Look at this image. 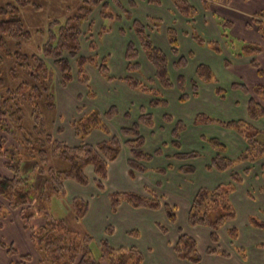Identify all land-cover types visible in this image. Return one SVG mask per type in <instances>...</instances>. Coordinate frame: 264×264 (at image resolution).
Segmentation results:
<instances>
[{
	"label": "trees",
	"instance_id": "1",
	"mask_svg": "<svg viewBox=\"0 0 264 264\" xmlns=\"http://www.w3.org/2000/svg\"><path fill=\"white\" fill-rule=\"evenodd\" d=\"M82 4L75 10V13L68 17L63 23L52 21L48 24L46 32L39 31L41 36L46 37V41L39 47L37 54H23L19 49L12 50L10 41H15L18 48L22 42L30 40L31 33L23 26L20 10L25 6L34 5L30 0H0V158L4 160V168L10 173L6 177L0 175V199L6 203L7 210L15 212L23 230L29 234L30 243L41 255L39 264H143V253L134 246L112 247L106 238L95 243L91 234L76 228L71 229L65 219L54 216L51 212V202L55 198H66L65 181L70 180L81 186H88L86 169L92 168L96 189L102 193L105 190V182L108 177V166L110 162L116 161L121 154L122 147L128 148L130 157L128 160V170L130 178L136 174H145L148 167L145 165L153 161L156 157L163 155V150L156 149L149 152L145 147V137L141 135L140 129L145 127L153 129L155 127L154 115L147 109L165 108L168 100L163 98L162 92L158 89H178V100L180 103H187L190 98H196L199 94V87L202 84H218L216 75L210 65L198 63L195 68L194 77L186 80L185 76L177 75L175 80L170 76L173 72L184 70L188 67L190 59L194 54H179V42L177 31L169 26L166 31L167 43L170 46V54L174 57V62L170 64L167 54L152 41L151 29L157 30L162 24V20L156 17L146 19L148 25L131 18V9L137 6L139 0H128L123 5L120 0H111V4L116 6L126 20H131V31L135 35V41H128L124 53L127 63L126 75L120 80L129 88L139 93L150 96L148 106L139 109V116L129 127L120 128L122 138L113 135L107 126L109 121L116 118L118 109L110 106L107 110H91L83 117L74 119L70 123L75 138L81 142L78 145L70 146L66 141L62 142L55 138L54 131H48L44 110H56V94L53 90L54 71L59 74V82L62 87H67L72 83L73 76L83 87L90 84L88 68L98 69L100 75L106 81H113L107 67L110 55L99 58L96 54L97 43L93 37H89L88 56H81V40L85 36L83 31L84 22L90 18L94 8L99 5L103 8L107 6V0H82ZM148 4L159 7L160 0H144ZM173 7L183 18L189 21L194 20L197 15V8L189 0H170ZM210 2L228 0H209ZM208 0L203 4L207 9ZM35 6V5H34ZM35 8H38L36 5ZM111 18V20L122 19L121 15L113 13L101 14V19ZM254 21L264 24V13H255ZM109 18V19H110ZM232 22L220 21L218 27L222 31V39L226 37L225 28H231ZM92 26V23L90 24ZM151 25V27H150ZM57 26L56 32L52 28ZM247 26L248 23H247ZM246 26V27H247ZM151 28V29H150ZM119 29L118 33L125 35V31ZM262 32L264 29L259 28ZM189 35L196 45L205 46L212 52L220 55V43L216 41H204L198 32H184V36ZM99 35V39H101ZM262 52L257 45H243L237 58L244 56H255ZM140 53L143 54L151 66L155 69L152 78L140 81L136 78L141 70L138 59ZM6 61H10L12 67L8 70V83L2 77L1 68ZM224 66L229 68L231 64L224 60ZM74 64V66H73ZM250 65L257 68L258 73L264 75V67H260L255 60L250 61ZM171 67V68H170ZM189 83V92L186 87ZM230 90L240 91L244 95L251 94L247 102V120L234 119L220 121L214 117H209L205 113L197 114L192 120L193 125H218L221 128L236 132L246 143L247 148L240 153L236 159L227 155L226 143L216 137L203 138L215 155L206 165L208 171L219 173L229 172L230 180L226 184H219L214 188H199L192 198L191 206L187 212V225L189 227L208 228L210 246L206 253L209 255H219L227 257L228 253L218 247L220 237L218 231L233 222L237 218L234 204L230 199L237 190L238 184L243 182L244 176H248L255 164L261 162L260 172L264 177V130L257 124L264 118V86L257 85L251 91L246 85L233 83ZM226 89H215L218 97H223ZM88 98L95 99L96 94L90 92ZM256 96L260 100H256ZM78 101L82 100V95H78ZM83 108H77L76 113H81ZM124 117L130 119V113L126 112ZM163 123L172 124L171 141L169 143L175 150L172 155H167L168 160L182 163L198 160L202 156L197 151L185 152L182 150L181 137L188 126L182 120L175 121L172 115L166 112L162 116ZM56 125V124H55ZM55 126L53 125V128ZM102 131L107 140L98 142L96 145L85 143L86 137L93 130ZM62 132V130H58ZM12 143H9V141ZM167 147L166 144L162 145ZM58 161L64 165L57 168L51 161ZM236 164L242 166L241 171H236ZM145 165V166H144ZM22 167L26 174H22ZM172 166L156 168L155 173L166 174ZM196 168L191 163L181 165L179 174L189 175L195 173ZM42 179V188L34 185V178ZM149 191V190H147ZM264 191V189H263ZM165 198L149 192V196L132 192H112L108 194L110 212L116 213L121 204L126 203L132 208L158 211L163 209L167 222L173 225L177 222L176 206L164 202ZM73 214L76 226L82 223L89 207L88 201L81 198H73L67 204ZM3 207L0 206V212ZM7 212V211H6ZM41 220V224L36 226V222ZM251 222L258 224L256 218H251ZM164 235L168 230L161 224L155 225ZM256 226V225H255ZM256 226V227H258ZM105 236H111L114 228L110 225L105 228ZM230 243H235L238 238V230L230 227L226 233ZM127 235L136 238L140 234L138 230H130ZM177 239L172 245L176 258L188 264H203V259L199 252L197 240L179 229ZM1 247L6 250L7 256H19L13 244ZM261 245V247H263ZM94 247L97 248L96 252ZM240 257L244 258L243 247L237 248ZM31 255L23 254L9 264H28Z\"/></svg>",
	"mask_w": 264,
	"mask_h": 264
},
{
	"label": "crops",
	"instance_id": "2",
	"mask_svg": "<svg viewBox=\"0 0 264 264\" xmlns=\"http://www.w3.org/2000/svg\"><path fill=\"white\" fill-rule=\"evenodd\" d=\"M161 5L159 7L150 5L148 6V3L146 1H143L142 3L138 1L137 6L139 7L135 10L136 15L135 17H141L143 19L147 17H156L160 18L162 17L165 21H163L162 27L160 30H155L152 28L151 36L152 41L157 46H159L162 51L165 52L167 55L170 54V46L169 43H167L166 38V31L164 30L165 26H174V28L177 31V38L179 42V54L186 56L189 54V52L193 53L194 56L192 59H190L188 68L189 70L192 69V71L195 70V68L198 66V63H204L207 65H210L213 69V72L215 74L216 71L221 72L223 69L226 71L232 70L233 68L241 69L240 66L236 64H232L229 68L224 67L223 61L221 58L218 57V55L214 52H212L210 49H208L205 46H200L190 42L189 38L187 36H184V32L188 31L187 27H189L188 23H185L183 19H181V16L176 11V9L173 7V4L170 0H160ZM194 6L198 9V14L200 13L199 8L201 7L204 10H207L206 12H210L208 15L204 14L201 16L204 21L201 26H197L196 28L191 29L194 32H198L202 37L203 40L208 41H216L218 43L221 38V36L213 35L212 32L207 31L205 28L208 27V23H210V18H212V21H216V18L214 17L215 14L218 11H228V6L230 8L231 5L228 4V2L224 1H218L217 2H210L208 0L207 3V9H205L203 1L204 0H189ZM198 4V6H197ZM150 9V13H148L146 10H143L142 8L147 7ZM213 9V10H212ZM235 12L236 9H234ZM205 13V11H203ZM255 14V13H254ZM208 16L210 18H208ZM244 22L242 24L243 27L247 26V16L242 15ZM220 20V19H219ZM218 20V22H219ZM206 23V25L204 24ZM120 27H123V24H120ZM210 26V25H209ZM232 26V24H231ZM241 26V27H242ZM118 26H116V29L118 30ZM211 27V26H210ZM190 28V27H189ZM216 29L218 30V33L221 31L218 29V25H216ZM257 31V30H256ZM219 37V38H218ZM108 46V44H105ZM106 52L110 54V61L113 63H117V66L115 68H111L112 72L110 75H113L114 77H123L126 75V65H125V59L123 54L117 49H113V51L110 49V47L106 48ZM115 52V53H114ZM263 55L261 52L258 55ZM253 56V57H255ZM116 57L115 59H113ZM252 56H244L243 58H237L242 60H246L247 63L244 65L243 69H246V72L248 73H258L257 68H254L250 65L248 62V59H250ZM174 60V59H173ZM118 61V62H117ZM249 63V64H248ZM260 66V65H259ZM89 75H90V89L96 94L95 99H90L87 97V94L85 95L84 100H87V102H90L92 104V107H90L88 110H99L101 112L107 110L110 106H116L118 109V116L114 118L113 120L109 121V125H111V128L114 133H117L120 128L131 126L132 122L136 121L137 117L139 116V109L142 106L147 107L148 103L150 102V97L144 93H139L137 91H134L132 89H129L122 81L114 80V81H106L103 79V77L100 75L99 71L97 69H91L88 68ZM253 70V71H252ZM184 71V70H183ZM181 71V72H183ZM255 71V72H254ZM177 74L175 71L174 73H170L172 75ZM261 75V74H260ZM176 76V75H175ZM192 77V76H191ZM217 77V75H216ZM175 78V77H173ZM218 80V78H217ZM233 80L236 82H244V78L242 77H236ZM233 82V81H232ZM219 86L225 87L223 83L218 80ZM245 85L247 83L245 82ZM261 85V84H256ZM256 85L250 86L247 85L249 88H254ZM214 84L210 85H201L199 94L195 98H191V100H188L187 103H184L181 105L182 108L179 109V113H177L175 104L180 103L177 99V93L164 96L166 100H168L167 106L162 109H147L149 112H151L154 115V123L155 127L153 129L148 128H141L140 132L141 135L145 137V147L146 150L149 152H154L156 149L162 148L163 155L156 157L153 161L146 164L148 167V172L145 173V175L137 174L134 176V178H130L129 176V170H128V160L130 157V153L128 148L122 147L121 154L117 158L116 161L110 162L108 166V177L105 182V190L104 192H98V190L95 187V184L93 183V180L95 178L94 172L92 171L91 167H88L86 169V175L89 179V185L88 190H84L83 187H81L78 184H74L71 181H65V190H66V198L64 200L65 205L69 204L71 200L77 196L85 199L88 201V207L89 210L87 214L85 215L82 223L85 224L87 233L91 234L94 238L95 243L98 245V243L102 240V238H106L110 245L114 247H130L134 246L142 251L143 253V264H188L186 262H182L178 260L174 254V250L172 249V245L175 243L176 239L178 238V231L179 229L183 230L186 234L189 236H192L197 240L199 252L201 254V258L203 259V264L205 261V256H210L214 258L222 257L219 255H209L206 253V250L208 246H210V238H209V229L208 228H202V227H189L187 225V212L191 206V201L193 196L195 195L197 189L201 188L200 186H196V188L193 189V191L189 189V184L187 181H191V177H193L195 180H205L204 186L207 188H214V186L219 184H226L230 180L229 178V172L225 173H219L216 171H208L206 165L208 162L212 159L214 156V153L210 152L206 145L201 142V137L205 138H212L216 137L220 139L223 143H226L227 146V155L232 158L236 159L242 153L246 148V143L243 141V139L235 132H232L230 130H227L225 128H221L216 125H204V126H194L192 122H188L187 119L191 120L197 114L205 113L208 116H212L218 120H221L219 115L226 114L228 112H232L234 108H239V118L234 119H247L246 114V97H244L242 100H234L233 102L227 100V96L230 95V93L225 94L224 98H220L215 94V87H213ZM264 86V85H263ZM85 89H82L80 91H77L79 93H86ZM227 91V90H226ZM236 95L243 96L240 92L234 91ZM76 97V96H75ZM73 106H72V113L69 114V118L67 120H64L62 123H59V126L64 128V131L67 136V142L70 145H78L80 143L79 140L76 141L77 138L73 137L72 130L69 127V123L73 120L74 117H76V104L74 103V96H72ZM199 99H202L204 107H200L197 109H191L189 104H192L193 102L200 101ZM248 102V101H247ZM57 108L59 109L60 106L58 98H56ZM173 105V107L170 110V107ZM185 105L186 110H185ZM240 106V107H239ZM190 111H187V110ZM130 113V119H126L124 117L125 113ZM170 113L175 121L182 120L186 123H188L187 130L182 133L181 137V145L183 151H197V150H190L187 148V145H185V141L191 136L195 143L199 147H202L203 145L205 147H202L201 153L199 151V154L202 156L200 159V163L195 166L194 162L198 161H192L191 163L194 165V168H196L195 173L189 175H183L179 174L178 170L181 165L184 163L177 162L173 160H168L166 158L167 155H172L174 150L172 147L168 146L167 144L170 142V131L172 130L173 125L168 123H162V116L166 113ZM234 119H223V120H234ZM222 120V121H223ZM192 121V120H191ZM260 124L264 125V118L258 122L257 126L260 128ZM58 126V127H59ZM171 126V127H170ZM55 129V128H54ZM264 130V128H262ZM62 134V133H61ZM162 134H166V136H162ZM55 137L57 136V132H54ZM1 136V135H0ZM108 137L100 130H93L87 137L85 143H89L91 145H96L98 142L107 140ZM230 139L232 145L234 146V150L236 152L232 151L230 149L229 143H227V140ZM200 142V143H199ZM166 144L167 147H163L162 145ZM187 148V149H186ZM169 150V151H168ZM172 150V151H171ZM204 152V153H203ZM168 164H170L173 168L170 170L166 175H159L155 173L156 168L165 167ZM261 162L258 164H255L254 168L251 170V172L248 174V176H244L243 182L241 184H238L236 187V191L233 193L235 194L238 191V188H245L244 195L242 197L243 203L248 209H245L249 213L252 212L253 203L255 201V194H253V184L257 188L258 191L264 192V187L261 185L264 181V177L261 176L260 167ZM236 170L241 171L242 166L239 164H236ZM0 175L3 176H10V173L7 172V170L4 168V160L0 158ZM151 188V192L155 195H159L164 197L165 201L167 203H170L175 206L174 204V197L179 196L180 198H183V201L185 203V210L182 220V226H178L177 222L178 219L180 220V214H178L177 209V222L173 225H169L167 222L166 215L164 214L163 209H160L158 211H151V210H145V209H137L132 208L130 205H127L126 203L121 204V207L118 209L116 213L110 212V206L108 202V194L112 191H118V192H132V193H139L140 195L149 196V192L147 190ZM252 191V192H251ZM185 193V194H184ZM188 194V196L183 197L184 195ZM184 194V195H182ZM232 194V195H233ZM231 195V196H232ZM231 199V197H230ZM0 206L3 207V210L0 212V243H4V245H11L13 244L17 250V253L19 256H23V254H29L31 255V261L28 264H39L41 261V255L35 250L32 243H30L29 240V234L25 232L20 224V222L17 219V214L15 212H12L10 210H7L6 203L3 199H0ZM235 206V205H234ZM236 208V207H235ZM7 211V212H6ZM237 212V209H235ZM238 213V212H237ZM238 215V214H237ZM263 224L262 227H259L258 224H254L250 221V218H248V223L250 225L249 230H251L250 234L249 232L245 231V234L248 235H256L253 233H258V231L264 230V209L261 210L260 216H258ZM236 221V220H235ZM234 221V222H235ZM36 226L41 224V220L35 221ZM156 224H161L162 226H165L168 230L167 234H163L158 228L155 226ZM110 225L112 228H114V232L111 236H105V228L106 226ZM258 227H256V226ZM230 227H235L238 230L239 238L235 243H230L229 245L231 248L225 252L228 253L225 260L228 262L231 260L232 262L230 264H264V246L261 247L263 243H251L250 248H245L243 246L238 245V241L241 237H243L242 230L240 227H238L235 223L229 222L226 226H224V235L227 237L226 234L228 229ZM222 228V229H223ZM251 228V229H250ZM130 230H138L139 236L136 238H132L127 235V232ZM221 230V229H220ZM240 230V232H239ZM253 231V232H252ZM171 233V235H169ZM246 234V235H247ZM201 235V236H198ZM219 235V231H218ZM258 235V234H257ZM221 238V236L219 235ZM220 243V241H219ZM237 248L243 247V255L244 258L240 257V253L237 252ZM248 251V252H247ZM17 257H9L7 256L6 250H4L0 245V264H9L12 260H16ZM252 256L254 257L252 260Z\"/></svg>",
	"mask_w": 264,
	"mask_h": 264
},
{
	"label": "rangeland",
	"instance_id": "3",
	"mask_svg": "<svg viewBox=\"0 0 264 264\" xmlns=\"http://www.w3.org/2000/svg\"><path fill=\"white\" fill-rule=\"evenodd\" d=\"M30 1L32 3H34L35 6L37 5L38 8H35L34 5L25 6L20 10V15H21V19L23 22V26H25V28L31 33L32 38L30 40L22 42L18 48L16 47L15 41L9 42V46L12 50L19 49V51L22 52L23 54H25V53L26 54H37V52L39 51V47L46 41V37L44 35L41 36L39 31L46 32L48 24L52 21H59L60 23H63L68 17H70L71 15H73L75 13V10L77 8H79L83 2L82 0H30ZM139 1L142 3L144 0H139ZM120 2H122L123 5H126L128 3V0H120ZM227 2L229 5H231L230 8H229V6L227 7L228 11L227 10H225V11L223 10L221 12L218 11L214 16L216 18V21H214V20L212 21V18H210L208 16V18H210V20H207V21H210V23H208V27L205 29L209 32H212L213 35L222 37V35H221L222 31H220L218 33V30L216 29V25H218L220 21H229V22L231 21L232 22L231 28H225L227 36L223 37V39H220V41H219V42H221L220 48H221L222 53L220 55H218V54L217 55L219 58H221V60L223 62L226 59L229 61V63L231 65L236 64V65L240 66L241 69L233 68L232 70H229V71H226L225 69H223L221 72L216 71L215 75H217L218 80H220L223 83V85H225V87L219 86V84H217V85L214 84L213 87H215V89H217V87L226 89L227 91L225 92V94L230 93V95L227 96L228 97L227 100L231 101V102H233L234 100L237 101L238 99L243 101L244 100L243 98L246 97V105H245V108H246L247 101L250 99L251 94H248V95L245 94L244 95L243 93H241L240 91L237 90L243 96H241L240 94L236 95L235 92L230 90V85L233 83L245 85V82L247 83V85H250V86H253L256 84L264 85V75H260V74L258 75V74L253 73V72H252V74L249 72L247 73L246 69L245 68L243 69L244 65H246L245 63H247L246 60L244 59L241 61L240 59H237V57H236L240 53V49L243 45H254L255 44L262 50L263 55L255 56V57L252 56V57H250V59H248V62L250 63V61L256 60L259 63L260 67H264V32H262L259 29V28L264 29V24H262V23L258 24L257 22H255L253 20L254 19L253 15H255L254 13H261V14L264 13V0H228ZM107 6L108 7L103 8V6L99 5L98 7L94 8L92 11L93 13L90 16V18L84 22L85 24L83 26V31L85 33L84 34L85 36L81 40V46H82L81 53H80L81 56H83V55L88 56L91 54L89 52V46H88V44H89L88 38L89 37H93L94 41H96V43H97L98 47H97V50L95 52H96V54H98L99 58H104V56H106V54H108L106 52L107 47H110V49L112 51H113V49H116V50L118 49L121 52V54H123V56H124L128 41H133V42L135 41V35L131 31V28H130L131 27V20H126V18L123 16V14L120 13V11L116 8V6L111 4V0H107ZM148 6H149V4H148ZM148 6L147 7L144 6V8H142V9L146 10L148 13H150V9L148 8ZM153 6H155V5H153ZM197 6H198V4H197ZM138 7H139V5L133 9H131V15H132L131 18L135 19L137 21L143 22L144 25L145 24L148 25L146 19L149 17H147L145 19H143L141 17H138V18L135 17V15H136L135 10ZM194 7H196V6H194ZM234 9H236L237 12H235ZM199 10H200V13L198 14V9H197V15L195 16L194 20H191V21H189L185 17L183 18L180 15L181 19H183L185 21V23H188V25L190 27V28L187 27V29H189L187 31L188 33L193 32L191 29L193 28V30H194V28H196V23H197V26H201L203 24L204 21L202 20L203 18H201L202 15H204V14L208 15L210 13V12H206L207 10H204L201 7L199 8ZM203 11H205V13H203ZM104 12H106V14H109V13H113L114 15L119 14V15H121L122 19L111 20L112 17L110 18L108 15V17L110 19L104 18V20H103V19H101L100 16ZM242 15L247 16V18H248L247 23L249 26H247V27L242 26V24L244 22ZM150 17H152V16H150ZM159 19L162 20V24H163V21H165V20L162 17H160ZM218 20H219V22H218ZM91 23H92V26L90 25ZM120 24H123V27H120L121 26ZM162 24L160 25L159 28H157V30L161 29ZM204 24L206 25V23H204ZM118 25H119V27L117 30L116 26H118ZM150 27H151V25H150ZM168 27L169 26L166 25L164 30H166ZM172 27H174V26H172ZM57 28H58L57 26L53 27L52 32L55 33ZM120 28H122L121 30L125 31V33H126L125 35H121L120 33H118ZM218 29H220V28L218 27ZM99 35L102 36L101 39H99ZM185 36H187V35H185ZM187 38H189L190 42L192 41L189 35L187 36ZM192 43H194V42L192 41ZM105 44H108V46H106ZM194 44H196V43H194ZM167 56L169 58L170 64L172 62H174L175 59L172 55H167ZM115 58L116 57H114L113 59H115ZM110 59H111V57H110ZM110 59L108 61L107 67L109 68V67L113 66V68H115L117 66V63L111 62ZM138 62H139V65L141 67V70L138 74H135L136 78H138L140 81H145L147 78H152V76H154V74H155V69L153 66L150 65L147 58L141 53H140V57L138 59ZM125 65H127L126 61H125ZM73 66H74V64H73ZM11 67H12L11 62L6 61L1 68L2 77H3V79H5L6 83H8V70ZM91 69H93V68H91ZM111 70L112 69L109 68V74H111V72H112ZM126 70H127V67H126ZM53 71H54V82H55L53 85V90H54V93L56 94V98H58V100H59L58 105L60 106V108L59 109L57 108V103L55 104L56 105L55 111L50 112V111L45 110L43 108L44 117L46 119L48 131L51 133L53 131L57 132V136L55 138L64 142L67 140L66 139L67 136H66V133L64 131L63 126L60 127L58 122L62 123L64 120H67V118H69L68 115L72 113V111H73V109H72V106H73L72 96H74V103L76 104L75 109L83 108V111L81 113H79V114L75 113L76 117H74L72 120V121H74V119L81 118L85 114H87L88 112L91 111L88 109L90 107H92V104L90 102H87V100H84V98H85L86 94H88L90 92H92L94 94V92L90 89L89 86L83 87L81 84H79V82L76 81L75 76H73V80H72L71 84H69L67 87H62L61 82H59L60 77H59L58 72L56 70H53ZM97 71H98V69H97ZM181 71H183V70L176 71L177 74L175 73V75L176 76L177 75L185 76V78H186V80H188V82H189V80H191V78L194 77L195 70L192 71V69L189 70L188 68H186V69H184L183 72H181ZM172 72H173V70H171V73ZM175 75L170 74V76L172 78L173 77L176 78ZM110 77L114 80H118V79L120 80V78H121V76L117 78V77H114L113 75H110ZM236 77H242V78H244L245 81L244 82H241V81L236 82L235 80H233ZM175 78H173V80H175ZM202 85H204V84H202ZM186 87L188 88V92H189V89H190L189 83H187ZM82 89H85L86 93L83 94V93L77 92V91H80ZM158 89L162 92L163 98H165L164 96L167 97L169 95L177 93V99H178L179 93H178L177 88L164 89V90L160 89V88H158ZM248 89L251 91L253 88L248 87ZM225 94L223 95V98H224ZM78 95H82L81 101H78V99H77ZM255 99L260 100V97L256 96ZM189 100H191V98ZM199 100L200 101H196V102H193L192 104H189V105H191L190 108L191 109H197L200 107H204L205 105L203 104L202 99H199ZM182 106L183 105H181V103L175 104V108H176L177 113L180 112L179 109L182 108ZM172 107H173V105L170 107V110ZM188 107H186V105H185V107H184L185 110ZM156 109H159V108H156ZM187 111H190V110L188 109ZM239 111H240L239 108L238 109L234 108L232 110V112H228L226 114L219 115L221 118L220 121H222L223 119L239 118V116H240ZM246 114H247V108H246ZM209 117H212V116H209ZM187 120L190 123V122H192L191 120H193V118L191 120H189V119H187ZM223 121H226V120H223ZM227 121H229V120H227ZM162 123H163V121H162ZM186 124L188 125V123H186ZM53 125L55 126L54 127L55 129L53 128ZM204 125L205 124H200V125H196V126L200 127V126H204ZM212 125H215V124H212ZM212 125H209V126H212ZM107 126L110 128L113 135H116L117 137L122 138V136H119L120 130L117 133H114L112 128H111V125H109V123H107ZM216 126H218V125H216ZM69 127H70V123H69ZM127 127H129V126H127ZM262 128H264V125L260 124V129L262 130ZM59 129L62 130V132H59L58 131ZM70 129L72 130L71 127H70ZM71 132L73 133V131H71ZM163 135L166 136V134H162V136ZM73 137H74V134H73ZM203 138H205V137H201V142L204 143L209 150H211L209 148V145L204 142ZM171 139L172 138L170 137V141H171ZM77 140H79V139L77 138L76 141ZM122 140H124V139L122 138ZM192 140L193 139L191 138V136H189V138L184 142L185 145H187V148L189 149L188 151L197 150L201 153V151H203L202 147H205V146L203 145L202 147H199L197 145V143H195ZM260 140L264 141V138H260ZM8 141H9V143H12V141H10V140H8ZM84 141H86V140H84ZM169 143L167 144L168 146H170ZM227 143H229L230 149H232V151L236 152V150H234V146H231L232 143H231L230 139L227 140ZM70 146H73V145H70ZM170 147H172V146H170ZM246 148H247V146H246ZM159 149H161V148H159ZM172 149L174 150L173 147H172ZM210 152L214 153V155H215L214 151L211 150ZM174 153H175V150H174L173 154ZM51 162H53V165H55V167H57V168L64 167V165L58 161L53 160ZM191 162L192 161H190L188 164L184 163L183 165H189V164H191ZM199 163H200V160L194 162L195 166H197ZM170 170L171 169H169V171ZM26 173L27 172L24 171V167H22V174L24 175ZM157 174H159V173H157ZM166 174L160 173L159 175L163 176ZM142 175H145V174H142ZM67 181H70V180H67ZM204 181L205 180L203 179V180H198V182H197V180H195L193 177H191V181H187V183L190 185L189 189H187V191L190 189L193 191V189L196 188L197 184L201 188L205 187ZM33 183L38 188V190H41V188H42V186H41L42 179L41 178H39V177L34 178ZM88 185H89V182H88ZM261 185L264 187V181ZM81 187H83L84 190H88V188H89L88 186H81ZM86 187H88V188H86ZM252 187H253V192H254L253 194H255V201L253 203V208H252L253 213H249L245 210V209H248V207H246L244 205L243 200H242V197H243L244 192H245V188H238V191L231 196L232 203L235 205L234 208L236 207L235 209H237V212H238L236 221L235 222L233 221V223H235L238 227L241 228L242 234H243V237H241L240 240L238 241V245L243 246L245 248H250L251 243H253V242L254 243H263L264 242V230L258 231V233H253L256 235L250 236L247 233H246L247 235L245 234V231L249 232V234L251 232V230H249L250 225L247 222L248 218H250V217L256 218L258 223H260V224L262 223V221H261L262 218L260 217L261 218L260 219L258 216H260L261 210L264 209V192L258 191L254 184ZM148 190L149 191H147V192H151L152 189L149 188ZM112 192H114V191H112ZM115 192H118V191H115ZM184 194H182V195H184ZM65 196H66V192H65ZM186 196H188L187 193L183 197H186ZM77 197H79V196H77ZM77 197H75V198H77ZM64 200H65V198L64 199L63 198H55V200H53L51 202L50 208H51L52 214L58 218L65 219L69 228H71V229L76 228V230L81 229L82 231L87 232L85 224L81 223V224H79L78 227L76 226L75 220L73 219L72 211L67 204L65 205ZM185 203L186 202L183 201L182 197L181 198L179 196L174 197V204H175L176 208L178 209V214H180V220L178 219V222H177L178 226H182V220H183V215H184V210H185ZM224 232H225L224 228L219 231V235L221 236V238H220V243L218 244V247H220V250L228 251L231 248V246H228L229 245V238H228V236L226 237L224 235ZM239 232H240V230H239ZM169 235H171V233H169ZM198 236H201V235H198ZM94 250L96 252L97 248L94 247ZM253 258L254 257L252 256V260H253ZM204 259H205L204 264H230L232 262L231 260L228 262L227 260H225L226 258H223V257L214 258V257H210L207 255L205 256Z\"/></svg>",
	"mask_w": 264,
	"mask_h": 264
}]
</instances>
